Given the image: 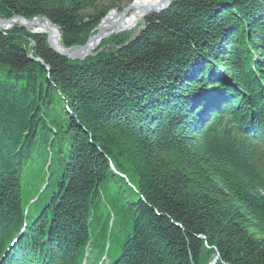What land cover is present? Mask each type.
Returning <instances> with one entry per match:
<instances>
[{"label":"trees","instance_id":"obj_1","mask_svg":"<svg viewBox=\"0 0 264 264\" xmlns=\"http://www.w3.org/2000/svg\"><path fill=\"white\" fill-rule=\"evenodd\" d=\"M94 1L0 16L72 47L111 9ZM129 36L78 61L0 31V264H82L128 227L109 264H264V0H172Z\"/></svg>","mask_w":264,"mask_h":264},{"label":"bare ground","instance_id":"obj_2","mask_svg":"<svg viewBox=\"0 0 264 264\" xmlns=\"http://www.w3.org/2000/svg\"><path fill=\"white\" fill-rule=\"evenodd\" d=\"M165 1L166 0H134L133 2L126 5L121 10L117 8L111 9L108 15L106 14L100 20V22L101 21L102 22L101 23L99 22L100 23L99 28L93 33V34L99 33V37L102 38L101 41L98 42L97 38L94 37L89 41L87 45L83 46V48H75L73 49V52L76 54H83L85 52L93 53L95 49L98 46H100L101 42L107 38L106 36H105L106 38L103 37L104 35L110 33L111 31H119L116 34H120L127 30L134 29L135 27L139 25V22L141 21V19L144 18V16L150 11L151 8H156L157 6L162 5ZM34 18H38V17H34ZM39 19L40 18H38L35 23L36 24L38 23L39 25L44 24V26H41L42 29H40V31L41 30L42 31L40 32V34L43 33L47 35V41H48V35H49V41H50L51 46L52 47L54 46L58 50H63L64 47L62 43L59 41V35H60L59 32L54 28H48L45 20H41V19L39 20ZM0 27H6V25L2 24L0 25ZM34 31H35V28H30L31 33H34ZM112 35H115V34H112ZM217 91H220V90L217 89ZM217 102L218 101L215 100V103ZM109 222H110V225L113 224V221L111 218Z\"/></svg>","mask_w":264,"mask_h":264},{"label":"water","instance_id":"obj_3","mask_svg":"<svg viewBox=\"0 0 264 264\" xmlns=\"http://www.w3.org/2000/svg\"><path fill=\"white\" fill-rule=\"evenodd\" d=\"M169 5H170V0H166L162 5H159L156 8H151L150 11L145 16H147L150 13H160V12L166 10L169 7ZM108 13H107V15H108ZM38 18H40L41 20H45L48 28H54V29H56L59 32L60 27L55 25L54 23H52L49 19H47L45 17H38ZM38 18L27 19V18H25L23 16H19V15H15V16L9 18V19L0 17V25H2V24L6 25V27H0V30H2V31L3 30H8V29L12 28L14 25L19 24L20 26L25 27L29 31H30V28H35L34 33H40L42 31V30L40 31V29H42L41 26H44V24H41V25H39L38 23L36 24L35 22H36V20ZM100 23L94 28L92 33H94L99 28ZM118 32L119 31H111L110 33L104 35L103 37L106 36L108 38V37H110V35L116 34ZM94 37L97 38L98 42L101 41V39H102L101 37H99V33L92 34V35L89 36L88 40L86 41V43L84 45H76V46H72V47H65L63 45V47H64L63 50H58L54 46L53 47L51 46L50 41H49V35H48V42H49L51 48L53 50H55L58 54L63 55V56H67V57H69V58H71L73 60L83 61L87 57L95 55V53L94 52L93 53L85 52L83 54H76V53L73 52V49H75V48H83V46L87 45L89 43V41L92 38H94ZM59 41H60V36H59ZM36 60H38V59H36Z\"/></svg>","mask_w":264,"mask_h":264},{"label":"rangeland","instance_id":"obj_4","mask_svg":"<svg viewBox=\"0 0 264 264\" xmlns=\"http://www.w3.org/2000/svg\"><path fill=\"white\" fill-rule=\"evenodd\" d=\"M134 0H96L93 2L92 5L89 4V6L85 7V10H91L92 8L94 9L92 12L97 11L100 8H105V7H111V9L117 8L119 10L123 9L126 5L130 4L131 2H133ZM172 0H170L171 2ZM111 9L109 11H111ZM108 13V12H107ZM99 24V23H98ZM143 24H144V18L141 19V21L139 22V25L137 27H135L132 30H127L125 32L130 33V38L128 39V42L130 40H132V38H134L138 32L143 28ZM122 32L120 34L117 35H122ZM61 41V40H60ZM96 49H100V46H98ZM95 49V51H96ZM96 55V52H95ZM217 72H220L219 70ZM196 94L193 93L192 98L194 101V104H201L202 102L204 103L202 109L204 112H206V109L209 108V106L214 105L216 103L211 102L210 104L206 102V99L203 96H198L197 98H195ZM200 102V103H199ZM192 107V105H191ZM186 111V110H185ZM184 116H188L186 113H183ZM101 209L99 210L100 212V217L102 218V220L105 218V215L107 214V208L105 207V205H102L100 207ZM100 223H98V225L96 224V227L99 226ZM131 229L125 228L120 234H117L115 236V238L111 241V248H110V253H109V261H113L115 260L122 251V242L125 240V238L127 237V235L130 233ZM104 253L101 252L99 253V256H102Z\"/></svg>","mask_w":264,"mask_h":264}]
</instances>
